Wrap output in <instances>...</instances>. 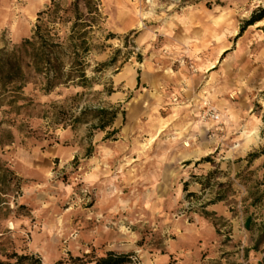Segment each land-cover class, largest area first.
Segmentation results:
<instances>
[{"label": "rangeland", "instance_id": "1", "mask_svg": "<svg viewBox=\"0 0 264 264\" xmlns=\"http://www.w3.org/2000/svg\"><path fill=\"white\" fill-rule=\"evenodd\" d=\"M95 2L92 87L45 94L25 66L20 114L0 110V166L10 172L1 189L0 259L27 254L54 264L113 251L139 264H257L264 18L241 29L264 0ZM49 3L0 0V47L29 38ZM110 107L118 112L104 130L91 115L70 118ZM250 154L258 157L248 163ZM212 171L201 190L196 178ZM218 192L223 200L208 205Z\"/></svg>", "mask_w": 264, "mask_h": 264}, {"label": "trees", "instance_id": "2", "mask_svg": "<svg viewBox=\"0 0 264 264\" xmlns=\"http://www.w3.org/2000/svg\"><path fill=\"white\" fill-rule=\"evenodd\" d=\"M101 13L99 4L95 0H50L44 10L38 12L36 22L29 38L24 39L19 45L5 44L0 47V110L7 116L20 114L22 105L18 101L22 99L21 90L26 82L25 66H30L33 72L40 76L43 83V92L50 93L59 86H74L90 89L96 76H89L87 68L88 55L93 49V33L100 29L99 23ZM264 18V8H260L247 19L241 30ZM109 62L97 64L93 72H101ZM115 107L101 108L97 110H84L77 117L70 115L73 122L79 121L81 117L91 115L97 120V128L104 130L110 127L117 115ZM59 113L54 119L60 121ZM9 118L8 122L13 121ZM110 131L108 134L114 133ZM248 163L258 157L250 154ZM203 161H207L204 158ZM199 161L197 162V164ZM215 172H209L204 178H196L205 189L204 180H208ZM10 172L3 170L0 166V206L5 202L2 186L10 181ZM188 182L184 183L187 191ZM253 195V194H251ZM188 197L194 193L188 192ZM256 199V198H255ZM223 200V196L217 193L214 200L208 202L214 204ZM255 202V200H252ZM252 219L247 216L244 227L249 229ZM264 231V223L261 225ZM252 249L256 250V246ZM0 264H41L38 259L27 254L18 255L12 253L6 259H0ZM54 264H139L132 259L131 253H115L107 251L103 255L83 254L82 256H68L57 260ZM258 264H264L262 259Z\"/></svg>", "mask_w": 264, "mask_h": 264}, {"label": "built area", "instance_id": "3", "mask_svg": "<svg viewBox=\"0 0 264 264\" xmlns=\"http://www.w3.org/2000/svg\"><path fill=\"white\" fill-rule=\"evenodd\" d=\"M207 116H209L214 121H217L219 118V115L216 113L214 108L208 109Z\"/></svg>", "mask_w": 264, "mask_h": 264}, {"label": "crops", "instance_id": "4", "mask_svg": "<svg viewBox=\"0 0 264 264\" xmlns=\"http://www.w3.org/2000/svg\"><path fill=\"white\" fill-rule=\"evenodd\" d=\"M262 257H264V256L261 255L260 257L256 258L257 264L259 261H261Z\"/></svg>", "mask_w": 264, "mask_h": 264}]
</instances>
